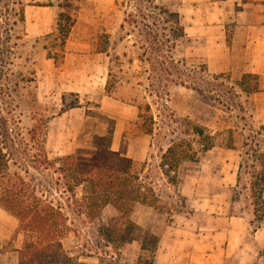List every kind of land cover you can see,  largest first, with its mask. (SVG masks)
<instances>
[{
	"label": "rangeland",
	"instance_id": "374dc122",
	"mask_svg": "<svg viewBox=\"0 0 264 264\" xmlns=\"http://www.w3.org/2000/svg\"><path fill=\"white\" fill-rule=\"evenodd\" d=\"M48 1L23 0L25 21L17 24L13 9L7 7L18 6L8 2L3 7L0 2V129L8 130L7 143L13 150L10 170L34 180L43 191L53 182L44 194L61 202L78 227V237L71 236L64 244L77 247L83 264H137L139 256L144 264L152 253L142 250L140 241L115 253L92 223L67 207L62 188L54 184L56 175L34 168L31 162L35 154L31 131L42 130L50 159L69 154L89 158L97 149L95 136L101 135L113 150L132 158L138 168L143 166L145 180L153 183L172 209L157 212L138 203L131 219L158 236L153 225L161 227L172 214L177 220L191 216L190 203L176 189L182 183L190 192L195 181H201L209 140L241 149L247 176L252 178L261 169L264 0L245 6L240 0L224 4L220 18L212 14L211 6L216 5L206 4L203 37L175 38L162 31L157 38H170L173 44L163 66L142 26L139 1H76L71 9L75 22L64 44L58 18L66 10L56 0L44 5ZM246 73L257 79L251 76L244 81ZM198 126L202 135L196 132ZM177 144L192 160L180 162L175 174L160 164L165 151ZM259 205V215H264V205ZM117 214L107 205L102 220L108 222ZM31 240L33 235L20 232L18 219L0 205V264H17V250Z\"/></svg>",
	"mask_w": 264,
	"mask_h": 264
},
{
	"label": "trees",
	"instance_id": "16d2710c",
	"mask_svg": "<svg viewBox=\"0 0 264 264\" xmlns=\"http://www.w3.org/2000/svg\"><path fill=\"white\" fill-rule=\"evenodd\" d=\"M56 1L59 7L66 10L60 12L58 18V29L64 44L75 22L71 9L76 8L75 3L78 0ZM136 1H139L144 31L150 37L148 40L151 39L154 50L160 56V65L163 66L168 61L166 56L173 44L170 38L160 40L157 35L167 30L176 36L175 38L184 36L186 33L183 22H180L181 15L178 11L157 3V0ZM0 2L3 7L9 5L8 2L18 6L17 9L14 6L7 7L13 9L17 17L14 24L25 21L23 0ZM52 4L53 2L49 0L44 5ZM128 16L132 18L131 21L137 23L133 13ZM251 76L257 79L255 74L246 73L243 80ZM256 88L257 86L254 89ZM196 132L200 135L204 133L203 128L199 126L196 127ZM41 135L42 130L36 128L31 131V139L35 145V154L31 162L36 166L34 168L50 171L53 177L56 175L54 184L62 188L67 207L82 221L92 223L97 235H100L105 245L113 248L115 253L138 240L140 248L153 255L158 236L142 229L131 219L133 208L138 203L153 207L157 212H170L172 208L170 202L162 200L153 183L145 180L148 176L143 175V166L138 168L132 158L113 150L108 138L101 135L95 136L94 143L97 149L89 158L69 154L50 159L43 147ZM7 141H10L8 130L0 129V205L18 219L20 232L33 235V240L17 250V264H83L82 255L77 252V247L67 248L64 244L71 236L78 237V227L72 222L61 202L55 203L44 194L50 191L53 182L48 181V189L43 191L34 180L28 179L18 171L11 172L9 162L13 150ZM212 146L214 144L209 140L207 150ZM180 147H182L180 144L170 146L162 155L160 166H168L169 172L176 174L180 162L192 160V156H188ZM226 147L235 148L233 144H226ZM18 153L14 141V160H17ZM170 155L172 159H168ZM258 161L261 169L254 175L252 189L254 196L261 200L264 190V157L258 158ZM107 205H112L118 214L104 222L102 214ZM148 241L152 242L151 246ZM141 261L142 257L139 256L137 264H141ZM144 264H152V259L144 261Z\"/></svg>",
	"mask_w": 264,
	"mask_h": 264
},
{
	"label": "crops",
	"instance_id": "0c3cea01",
	"mask_svg": "<svg viewBox=\"0 0 264 264\" xmlns=\"http://www.w3.org/2000/svg\"><path fill=\"white\" fill-rule=\"evenodd\" d=\"M236 1L161 0V3L180 13L187 36L203 37L205 5L215 4L211 6L215 9L212 14L220 18L224 4ZM257 1L240 0L244 6ZM204 55L212 62L208 53ZM224 150L228 151L225 155L221 154ZM240 150L212 146L203 158L206 170L201 181L197 179L190 192L180 183L176 190L186 197L193 212L190 217L180 215L183 218L179 220L172 214L161 227L153 225L158 242L152 264H264V215H259L258 209L259 204L264 205V190L258 200L252 189L254 175L251 178L242 171ZM230 151L234 153L229 154ZM198 214L201 219L196 217Z\"/></svg>",
	"mask_w": 264,
	"mask_h": 264
}]
</instances>
